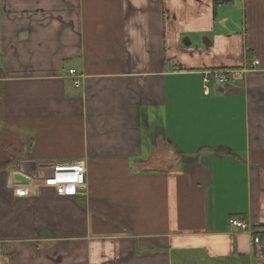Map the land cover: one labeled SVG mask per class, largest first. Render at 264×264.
I'll use <instances>...</instances> for the list:
<instances>
[{
    "label": "crops",
    "instance_id": "crops-1",
    "mask_svg": "<svg viewBox=\"0 0 264 264\" xmlns=\"http://www.w3.org/2000/svg\"><path fill=\"white\" fill-rule=\"evenodd\" d=\"M233 217L264 235V0H0V264H264Z\"/></svg>",
    "mask_w": 264,
    "mask_h": 264
},
{
    "label": "built area",
    "instance_id": "built-area-1",
    "mask_svg": "<svg viewBox=\"0 0 264 264\" xmlns=\"http://www.w3.org/2000/svg\"><path fill=\"white\" fill-rule=\"evenodd\" d=\"M260 61L255 60L253 69L259 66ZM69 76L74 80L76 86L81 85V76L75 70H70ZM231 70H208L203 73V92L205 95L211 94V84L214 82L222 90L226 89L231 82ZM51 172L37 182L42 188H50L58 196L75 197L86 195L87 189V167L84 161L71 163H54L50 165ZM15 194L19 197L29 195L25 188L18 187L17 183L13 184ZM231 227L252 236V244L259 257H264V235L257 234L245 220L231 218L229 221Z\"/></svg>",
    "mask_w": 264,
    "mask_h": 264
},
{
    "label": "water",
    "instance_id": "water-1",
    "mask_svg": "<svg viewBox=\"0 0 264 264\" xmlns=\"http://www.w3.org/2000/svg\"><path fill=\"white\" fill-rule=\"evenodd\" d=\"M17 178H18V179H22V180H24L23 177H22V175H18Z\"/></svg>",
    "mask_w": 264,
    "mask_h": 264
},
{
    "label": "trees",
    "instance_id": "trees-1",
    "mask_svg": "<svg viewBox=\"0 0 264 264\" xmlns=\"http://www.w3.org/2000/svg\"><path fill=\"white\" fill-rule=\"evenodd\" d=\"M217 70H227V69H217ZM233 218H235V217H233ZM239 219V218H238ZM242 220V219H241Z\"/></svg>",
    "mask_w": 264,
    "mask_h": 264
}]
</instances>
